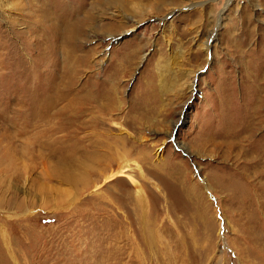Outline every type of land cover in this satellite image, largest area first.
Wrapping results in <instances>:
<instances>
[{
  "label": "rangeland",
  "instance_id": "1",
  "mask_svg": "<svg viewBox=\"0 0 264 264\" xmlns=\"http://www.w3.org/2000/svg\"><path fill=\"white\" fill-rule=\"evenodd\" d=\"M54 1L0 0L37 68L0 94V264H264L237 168L264 133V0Z\"/></svg>",
  "mask_w": 264,
  "mask_h": 264
},
{
  "label": "bare ground",
  "instance_id": "2",
  "mask_svg": "<svg viewBox=\"0 0 264 264\" xmlns=\"http://www.w3.org/2000/svg\"><path fill=\"white\" fill-rule=\"evenodd\" d=\"M58 1L60 2V0H58ZM58 1L57 2L54 1L52 3L57 7L59 4ZM66 28H67L66 29L67 34L71 35V34L75 33V29L73 27H71V26L67 27L66 26ZM10 44H11V42H9L6 39V37H0V50H6L5 53L7 56L6 58H3V59H1L2 56L0 57V94H2V92L5 91L4 87H6L7 84H9L12 81V79H14V78L17 79L20 77V75H21L20 73H22L25 70L26 71L30 70L29 68L25 69L21 65V63H20L21 60L19 59V56H18L19 49L14 50L13 47L10 49V47H9ZM0 55H2V54L0 53ZM15 65H19L18 67L20 70L14 68L13 66H15ZM37 66H38V64H37ZM11 67H13V69ZM30 68H31L30 74L35 69H37L35 65H32ZM18 70H19L18 73L13 74V72H17ZM24 74H25V72H24ZM24 74H23V76H24ZM9 87L10 86H8V88ZM56 98H58V96ZM74 146H76V145H74ZM240 157H241V161L237 164V166H238L237 168H238V171L240 170L239 176H240L241 180L243 181L242 182L244 185L243 187L245 189H248L251 197L254 199V202L256 201V205L258 207H260L261 214H262V213H264V133H262L258 139L254 140V141L250 140L244 147H242V149L240 151ZM262 215L264 216V214H262ZM263 220H264V218H263ZM249 240L250 239H248L246 241H249ZM263 255H264V252H263ZM263 259H264V257H263Z\"/></svg>",
  "mask_w": 264,
  "mask_h": 264
}]
</instances>
